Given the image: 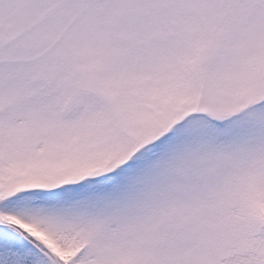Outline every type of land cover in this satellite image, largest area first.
<instances>
[{
    "label": "snow or ice",
    "instance_id": "snow-or-ice-1",
    "mask_svg": "<svg viewBox=\"0 0 264 264\" xmlns=\"http://www.w3.org/2000/svg\"><path fill=\"white\" fill-rule=\"evenodd\" d=\"M0 264H264V0H0Z\"/></svg>",
    "mask_w": 264,
    "mask_h": 264
}]
</instances>
